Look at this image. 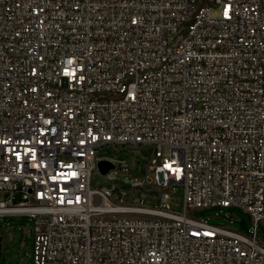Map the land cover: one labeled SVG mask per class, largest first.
Instances as JSON below:
<instances>
[{
  "label": "built area",
  "instance_id": "obj_1",
  "mask_svg": "<svg viewBox=\"0 0 264 264\" xmlns=\"http://www.w3.org/2000/svg\"><path fill=\"white\" fill-rule=\"evenodd\" d=\"M0 191L33 264H264V0H0Z\"/></svg>",
  "mask_w": 264,
  "mask_h": 264
},
{
  "label": "rangeland",
  "instance_id": "obj_2",
  "mask_svg": "<svg viewBox=\"0 0 264 264\" xmlns=\"http://www.w3.org/2000/svg\"><path fill=\"white\" fill-rule=\"evenodd\" d=\"M165 152H168L165 150ZM104 155L113 157L118 161H125L138 173L149 156V150L145 147L122 146L115 149L105 150ZM94 187H101L105 182L98 172H94L92 178ZM10 193L0 191V201L9 198ZM133 202L136 199L131 197ZM20 198L16 196L15 204H19ZM171 210L184 212V189L182 186L176 188L175 197L170 201ZM198 218L207 220L210 224L230 228L246 235H250L255 229L251 216L236 207L205 209L196 212ZM260 240L264 243V222L258 224ZM0 239L1 255L0 264H33L34 262V221L25 214L3 215L0 217Z\"/></svg>",
  "mask_w": 264,
  "mask_h": 264
},
{
  "label": "water",
  "instance_id": "obj_3",
  "mask_svg": "<svg viewBox=\"0 0 264 264\" xmlns=\"http://www.w3.org/2000/svg\"><path fill=\"white\" fill-rule=\"evenodd\" d=\"M0 255H1V239H0Z\"/></svg>",
  "mask_w": 264,
  "mask_h": 264
}]
</instances>
